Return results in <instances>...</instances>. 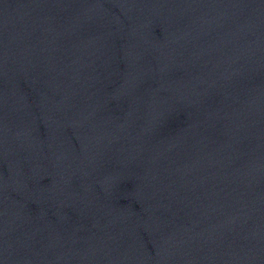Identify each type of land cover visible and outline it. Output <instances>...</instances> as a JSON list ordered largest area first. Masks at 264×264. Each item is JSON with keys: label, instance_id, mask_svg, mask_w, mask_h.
<instances>
[{"label": "water", "instance_id": "water-1", "mask_svg": "<svg viewBox=\"0 0 264 264\" xmlns=\"http://www.w3.org/2000/svg\"><path fill=\"white\" fill-rule=\"evenodd\" d=\"M0 264H264V0H0Z\"/></svg>", "mask_w": 264, "mask_h": 264}]
</instances>
